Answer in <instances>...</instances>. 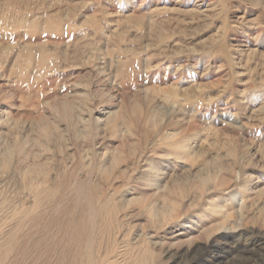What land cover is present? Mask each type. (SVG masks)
I'll use <instances>...</instances> for the list:
<instances>
[{
    "label": "rangeland",
    "instance_id": "rangeland-1",
    "mask_svg": "<svg viewBox=\"0 0 264 264\" xmlns=\"http://www.w3.org/2000/svg\"><path fill=\"white\" fill-rule=\"evenodd\" d=\"M0 264H264V0H0Z\"/></svg>",
    "mask_w": 264,
    "mask_h": 264
},
{
    "label": "bare ground",
    "instance_id": "bare-ground-1",
    "mask_svg": "<svg viewBox=\"0 0 264 264\" xmlns=\"http://www.w3.org/2000/svg\"><path fill=\"white\" fill-rule=\"evenodd\" d=\"M36 203L38 205V202H36ZM32 208H34V206ZM28 210L31 211L30 209H28ZM66 228H74V232H72L71 236L73 238V241H75V217H73L72 219L69 220V222L66 224Z\"/></svg>",
    "mask_w": 264,
    "mask_h": 264
}]
</instances>
